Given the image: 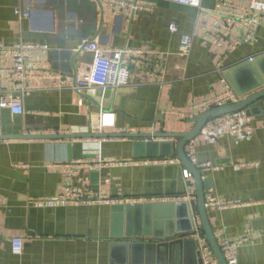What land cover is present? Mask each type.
<instances>
[{
  "label": "crops",
  "instance_id": "crops-1",
  "mask_svg": "<svg viewBox=\"0 0 264 264\" xmlns=\"http://www.w3.org/2000/svg\"><path fill=\"white\" fill-rule=\"evenodd\" d=\"M219 1L202 0L198 10L158 0L152 12L140 11L130 18L113 15L100 0H0V43L47 44L48 71L53 73L84 72L92 55L80 47L89 40L105 49H151L131 59L127 87L76 92L51 88L45 78L31 84L22 114L0 110V136L114 134L150 132L151 128L186 132L200 115L190 102H199L212 90L223 91L221 78L238 101L264 88V15L257 16L252 44L233 50L202 44L200 37L213 18L225 15L216 7ZM229 1L239 6L248 3ZM16 9L27 11L28 18L20 19ZM172 23L178 25V32L169 30ZM182 34L192 36L188 57L178 53ZM236 34L232 32L226 41ZM4 65L0 62V67ZM1 86L13 88L10 82ZM242 111L253 129L249 138L226 134L211 142L198 134L185 149L191 148L188 158L204 182L205 200L240 202L221 209L205 204L214 237L242 240L238 264H264V98L259 108ZM171 142L174 149L177 141ZM132 143L124 138H0V264H113L109 250L116 230L113 204H33L67 191L65 169L53 164L95 157L116 162L100 170L83 168L72 183L77 191L135 198L134 204L152 205L150 228L156 242L195 239L187 231L193 225L188 208L176 206L188 203L183 200L185 167L176 155L136 158ZM14 237L22 239L19 255L11 253ZM210 259L218 264L212 250ZM158 260L191 264L196 256L192 245L183 243L170 258L160 254Z\"/></svg>",
  "mask_w": 264,
  "mask_h": 264
},
{
  "label": "built area",
  "instance_id": "built-area-1",
  "mask_svg": "<svg viewBox=\"0 0 264 264\" xmlns=\"http://www.w3.org/2000/svg\"><path fill=\"white\" fill-rule=\"evenodd\" d=\"M158 0H100L101 5L105 6L113 15L128 16L133 18L137 12H152L154 4ZM169 2L190 6L200 10L202 0H166ZM216 7L225 10V15L221 18H213L210 29L204 30L200 39L202 44H214L217 47H226L233 50L240 44H252L255 41V32L259 26L258 15H264V0H248L246 6H239L229 0H220ZM15 14L20 19L28 18L29 13L16 9ZM206 15V14H205ZM178 25L172 23L169 30L172 33L178 32ZM232 32H236L234 39L226 41ZM192 48V36L182 34L178 46V53L188 57ZM49 46L45 43L27 42L19 40L11 44L0 43V62L5 63L0 67V110L8 109L11 114H22L24 112V97L32 90L31 84L37 83L40 79L50 80L51 88L68 89L76 92L92 88L118 89L127 87L130 84V61L141 53L150 52L151 49H137L130 47L105 49L99 47L95 41H85L81 44L82 52L92 55L91 63L82 73H53L48 71V58L46 53ZM10 82L12 89H3L1 84ZM223 91H211L210 95L201 99L199 102H190L192 109H198L201 113L213 107L233 104L238 102L226 81L221 78ZM249 117L244 111H236L222 114L209 119L202 127L199 135L211 142L229 134L236 139H247L251 136L253 129L249 123ZM157 128H151L150 132H157ZM122 132H129L123 130ZM196 138V137H195ZM191 154V148L186 152ZM167 162V159H159ZM116 161L111 159H101L95 157L93 160H76L63 164H53L65 169V177L68 181L67 191L59 194L55 198L36 199L33 204L42 207H52L57 205H67L72 203H100V204H134L135 198H125L116 196L110 198L105 194H94L90 191H77L72 183L77 178L78 173L83 168L100 170L114 164ZM185 182V194L183 200L188 203L195 199V187L191 174L185 168L182 170ZM205 204L217 209L225 208L229 205L240 204L239 201L220 202L214 197L205 200ZM193 230L192 237L197 240V249L200 252L204 264H216L210 259L211 250L204 236L201 233L202 227L199 216L191 214ZM249 233L245 234L248 237ZM216 239V238H215ZM245 239V238H244ZM221 249L226 264H238L237 249L242 243L230 241L221 235L216 239ZM11 253L19 255L22 252V239L14 237L10 241Z\"/></svg>",
  "mask_w": 264,
  "mask_h": 264
},
{
  "label": "water",
  "instance_id": "water-1",
  "mask_svg": "<svg viewBox=\"0 0 264 264\" xmlns=\"http://www.w3.org/2000/svg\"><path fill=\"white\" fill-rule=\"evenodd\" d=\"M229 81L230 77L227 73ZM264 98V88L252 92L242 100L233 104H225L206 110L197 116L193 127L186 132H118L114 134H69V135H15L0 136V138L18 139H58V138H124L131 140L133 156L136 158L172 157L176 155L179 162L189 171L193 178L195 187V199L189 203L178 202L177 208H188L190 215L197 211L200 218L202 231L207 244L215 255L218 264H226L221 249L218 246L212 229L210 228L207 209L205 206L204 182L199 170L186 154L185 146L201 131L205 123L216 116L236 112L240 110H253L260 107V101ZM169 140V141H168ZM176 140L173 149L171 141ZM153 206L149 204H113L111 205L112 218L116 224L115 232L111 233L114 238L109 242L110 259L113 264H174L170 260L159 261L160 254L172 256L174 248L184 244H191L196 256V262L191 264H202L200 252H196V242L192 238H178L156 242L150 228L151 211ZM151 209V210H150ZM192 220V218H191ZM188 228L187 231H192ZM167 238V237H165ZM198 257V258H197ZM154 260H158L155 262ZM176 264H186L177 262Z\"/></svg>",
  "mask_w": 264,
  "mask_h": 264
},
{
  "label": "trees",
  "instance_id": "trees-1",
  "mask_svg": "<svg viewBox=\"0 0 264 264\" xmlns=\"http://www.w3.org/2000/svg\"><path fill=\"white\" fill-rule=\"evenodd\" d=\"M201 233H202V235H203V231L201 230Z\"/></svg>",
  "mask_w": 264,
  "mask_h": 264
}]
</instances>
